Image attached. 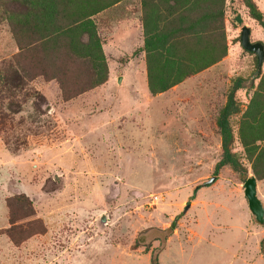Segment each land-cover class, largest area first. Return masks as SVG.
<instances>
[{"label": "rangeland", "instance_id": "rangeland-1", "mask_svg": "<svg viewBox=\"0 0 264 264\" xmlns=\"http://www.w3.org/2000/svg\"><path fill=\"white\" fill-rule=\"evenodd\" d=\"M56 1L63 23L90 21L104 70L62 41L40 46L24 0H0V264H264V226L248 220L242 186L252 177L264 205V59L256 74L238 41L244 26L264 50V28L244 0ZM250 1L264 24V0ZM204 12L214 23L170 58L194 70L153 91L167 53L146 52L144 39ZM235 79L240 168L214 176L215 121Z\"/></svg>", "mask_w": 264, "mask_h": 264}, {"label": "trees", "instance_id": "trees-1", "mask_svg": "<svg viewBox=\"0 0 264 264\" xmlns=\"http://www.w3.org/2000/svg\"><path fill=\"white\" fill-rule=\"evenodd\" d=\"M23 4L24 6H26V10L29 11L27 12V14H25L26 20L28 21V17L31 16L34 22L33 24H31L33 25V27H30L29 30L33 31V33L38 32L40 36L39 40L42 41V45L40 46L44 47L49 45L50 47L54 46L58 41H62L63 47L67 48L66 50L71 52V54L79 58H92L95 69H97V67L99 66L101 69L104 70V65H95V62L98 59L96 53H99V45L97 37L95 35V31L93 30L91 23L88 19H84L79 16L74 21H71L67 24L63 23L62 20L67 18V16L64 15L66 13L62 11L65 10V8L64 5H62L59 8L60 10H58L55 7V4L57 6L59 5L56 0H24ZM244 4L248 9L250 17L256 20L257 23L264 28L262 16L256 10L254 4L250 0H244ZM77 7L79 8L78 5ZM171 11L172 14H176L178 13L179 9L172 8ZM87 17L88 15L86 16V18ZM179 18L180 19L175 18V22L173 21L174 29L172 30V37H170L169 34L171 31L168 30L164 34L157 33L156 35L153 34V36H151L150 38L146 37L144 39L143 49H145L146 52H154L159 50L167 53L166 55H164L165 57H163L161 54H158V56H160L159 58H162L164 60L161 65L157 67L155 73L153 74L154 77H152V79L154 78L157 80V82L154 83L156 89H152L153 91L161 92L172 86V84L177 83L183 75L188 74V71L183 70L187 65H189L188 68L194 70L196 63H194L193 61L192 63L181 58H174L172 60L170 59L171 57L175 56L174 54L176 51L174 50V48L176 45H182L181 43L183 41L180 38H184V40L191 38L194 39V37L197 38V36L201 32H204L205 29L207 30L208 26L212 25L215 21V18L211 15V13L207 14L206 12L188 21H185L182 16H179ZM60 20L62 22H60ZM236 21L239 23L238 18H236ZM188 33H193L194 35L191 37L186 36L187 38H185V34ZM81 34H86L85 42L79 40ZM169 37L176 38L170 48H168L169 46L167 47L168 43L165 45V42ZM207 46L215 49L212 45L208 44ZM223 51H221V53L218 55L219 57L216 56V58H211L206 62H202V64L198 68H204L216 63L217 60H219L221 56H223ZM157 60L159 61L158 57ZM99 74H102L101 70H99ZM101 78L102 77L95 79L93 86L98 85L104 80ZM241 82V79H235L232 82V86L226 96L225 104L220 109L217 119L215 121V125L217 127L218 134L220 137V159L214 165V176L216 175L219 168L223 166H228L234 171H238L240 168L237 161L232 157L229 150L231 134L228 125V117L236 113L237 111L233 96L235 91L241 88ZM251 150H254V148ZM262 150V152H264V149ZM255 160L259 163L264 160V158L262 154H257ZM253 172L257 175V171L255 168H253ZM263 177L264 173L260 174V178ZM173 226L174 224L172 222L170 224V229H172Z\"/></svg>", "mask_w": 264, "mask_h": 264}, {"label": "water", "instance_id": "water-1", "mask_svg": "<svg viewBox=\"0 0 264 264\" xmlns=\"http://www.w3.org/2000/svg\"><path fill=\"white\" fill-rule=\"evenodd\" d=\"M249 30L248 28L242 26L239 30V45L240 47L249 53H252L256 59V74L260 72V67L264 59V50L262 44L255 42L250 43L249 39ZM214 178H210L207 181V184L213 182ZM243 197L246 201L247 209L252 216V219L260 226H264V209L260 201L256 197L255 192V180L247 178L243 182Z\"/></svg>", "mask_w": 264, "mask_h": 264}, {"label": "crops", "instance_id": "crops-1", "mask_svg": "<svg viewBox=\"0 0 264 264\" xmlns=\"http://www.w3.org/2000/svg\"><path fill=\"white\" fill-rule=\"evenodd\" d=\"M258 199V198H257ZM259 200V199H258ZM260 201V200H259ZM261 203V202H260ZM261 205H262V207H263V209H264V205L261 203ZM243 209H246V212H248V213H246V215H247V218H248V220H250L251 219V221L253 220L251 217V215H250V213H249V211H248V209H247V206L245 205V208L243 207ZM243 209H242V211H243ZM254 221V220H253ZM255 222V221H254ZM256 223V222H255ZM257 224V223H256ZM236 225H238V224H236ZM244 225H247L246 224V220H244V222L242 223V224H239L238 226H233V228H232V230H242V231H245V229H243V226ZM263 227V226H262Z\"/></svg>", "mask_w": 264, "mask_h": 264}]
</instances>
